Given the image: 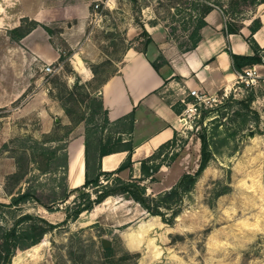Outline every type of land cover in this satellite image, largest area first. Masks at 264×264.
Returning <instances> with one entry per match:
<instances>
[{"label": "rangeland", "instance_id": "obj_1", "mask_svg": "<svg viewBox=\"0 0 264 264\" xmlns=\"http://www.w3.org/2000/svg\"><path fill=\"white\" fill-rule=\"evenodd\" d=\"M177 1L184 0H99L97 9L91 5L85 31L79 35L69 34L68 27L74 22L50 24L52 42L64 58L51 64L50 73L44 71V65L33 68L39 86L30 83L17 97L11 93L18 92L21 82L27 81L29 67L17 60L20 52L16 48L1 47L5 36L0 34V202L10 201L7 176L16 169L20 146H32V140L60 138L67 131L66 125L54 122L55 115L49 110L56 104L65 105L74 111L73 117L78 116L88 97L98 96L100 80L118 69L125 49L145 47L142 26L159 25L176 43L186 40L188 31L171 19V6ZM245 8L243 14L247 16L252 9ZM172 26L176 27L173 32ZM131 28H136L138 35ZM7 35L10 38L8 31ZM78 64L87 68L90 79L78 73ZM91 65H96V77ZM76 81L82 87L74 88ZM255 87L231 95L229 106L219 111L225 112L220 117L223 127H236L244 115L246 123L229 145L214 155L184 198L174 223L166 224L149 215L126 195L111 196L67 224L60 222L66 206L79 198L78 192L63 203L52 204V211L29 201L16 213L41 215L58 225L36 245L17 251L10 264H264V100L251 101L248 109L236 102L254 93ZM260 90L258 94L263 95L264 89ZM70 93L74 100H70ZM216 116L218 112L212 111L200 122V116L184 114L186 121L179 122L176 143L161 156L162 165L154 180L142 182L148 195L168 189L183 172L197 168L198 134L202 127L209 129ZM66 141L59 144L66 145ZM61 164V158L36 155L14 191L30 185L43 202L51 201L53 192H60L64 184L63 169L57 166ZM255 175L261 185L257 191L246 185ZM101 182H105L103 178ZM10 222L7 216L6 224ZM102 239L109 241L108 247L103 246Z\"/></svg>", "mask_w": 264, "mask_h": 264}, {"label": "crops", "instance_id": "obj_2", "mask_svg": "<svg viewBox=\"0 0 264 264\" xmlns=\"http://www.w3.org/2000/svg\"><path fill=\"white\" fill-rule=\"evenodd\" d=\"M99 0H0V34L5 40L1 47L16 48L20 52L18 61L29 67L27 81L23 80L14 97L22 94L30 83L39 86L34 71L39 65L53 64L58 61L60 51L52 42V37L37 26L18 41H13L7 31L20 25L22 18L35 20L48 25L55 22H74L68 27L69 34H82L85 31L91 5ZM255 18L260 27L253 33L259 53H264V2L256 5L246 19L240 33L225 32L226 17L218 8L209 11L200 29L197 45L186 51L178 48L177 43L168 38L166 28L159 25H144L151 42L144 48L130 46L125 49L116 72L111 74L97 89L104 110L111 124L103 134H115L122 140L120 150L103 155L99 159L102 171H114L128 157L124 150L130 143L131 169L118 173L123 179L138 178L141 175L140 161L151 155L162 143L170 140L179 128L178 115L173 109L179 99H189V89L214 94L223 88H229L236 79V73L246 64L236 68L230 52L240 56H251L254 49L245 37L250 34L248 25ZM138 35L136 28H131ZM68 41V39H66ZM152 63L157 65V70ZM79 74L91 78L84 65L78 64ZM257 70L263 76L264 66L256 63ZM25 67L21 69L25 72ZM32 69V70H30ZM31 71V72H30ZM264 77L254 88L256 102L264 100ZM257 89L258 92H257ZM13 98L12 100H14ZM10 100V101H12ZM54 122L70 126V118L61 106L54 105ZM132 114L130 122L122 119ZM85 125L84 122L72 126L66 141L68 189L82 186L85 181ZM111 197V196H109ZM107 197V198H109ZM106 198V199H107Z\"/></svg>", "mask_w": 264, "mask_h": 264}, {"label": "trees", "instance_id": "obj_3", "mask_svg": "<svg viewBox=\"0 0 264 264\" xmlns=\"http://www.w3.org/2000/svg\"><path fill=\"white\" fill-rule=\"evenodd\" d=\"M263 2L264 0H184L183 3L177 1L175 5L171 6L174 9L171 19L179 21L182 29L188 31L186 40L177 43L178 48L186 51L197 45L200 40V29L206 24L204 17L212 9H220L226 17V34L240 33V29L243 26L242 21L246 19V16L243 14L246 11L245 7L254 9L256 5ZM224 4L227 8L224 7ZM25 24L27 26H24ZM260 25L261 23L258 18L253 19L248 25L250 34L245 37L250 47L254 49L253 55L240 56L230 52V57L236 68H240L244 64L252 65L261 61V53H259L258 46L252 37ZM37 26H41L52 37L53 30L50 26L40 24L28 18H22L20 25L8 30V33L11 40L18 41ZM171 29L173 32L176 27L172 26ZM141 35L146 36L144 42V46L146 47L151 42V38L144 26H142ZM168 38H172V36L168 35ZM63 58L64 56L60 54L58 60L61 61ZM152 65L157 70V65L155 63H152ZM90 69L94 77H96L98 75L96 65H91ZM111 74L100 80L98 88ZM73 87L82 86L76 81ZM231 98L230 96L214 107L200 110V122L212 111H217L218 116L211 120L212 125L209 129L202 127L198 134L200 151L197 168L193 172H183L171 187L156 195H148L146 193V186L142 182L147 179L150 181L154 180L155 173L162 165L161 156L165 155L167 149L173 147L176 143V131H174V135L170 140L162 143L151 155L140 161V177L123 179L118 176V173L127 168L131 169L132 165L130 159L132 146L130 143L124 149L129 151V155L117 169L114 171H102L100 169L99 159L105 154L120 150L123 144L121 138L115 136V134H103L104 129L111 122L108 120L107 112L104 110L99 96H95V94L89 96V102L76 117L72 116L73 110L63 105L64 112L71 121V125L67 126L65 134L60 138L32 140V146L22 144L19 148V154L15 157L16 169L7 176L8 186L6 187V192L10 195V201L8 203L0 202V264H10L12 257L17 251L36 245L46 233L58 225L48 221L41 215L31 213L17 214V209L29 201H35L46 210L52 211V204L63 203L71 194L78 192L79 198L74 200L72 206H66L65 218L60 222L61 224H67L76 220L82 212L90 211L94 205L100 204L109 196L126 195L138 203L149 215L158 216L166 224L174 223V220L182 211L184 198L193 190L198 178L214 155L220 153L222 147L228 146L230 141L246 123V116L244 115L236 127H223L225 123L220 120V117L225 116V112L219 111L229 106L228 101ZM189 99H192V97ZM253 99L254 93L251 91L244 100L236 102L239 104L243 103V107L248 109L249 103ZM70 100H74L72 93H70ZM183 107V104L178 103L173 106V109L176 113H180ZM233 113H237V111L235 110ZM122 119L129 120L130 124L127 130H131L132 114ZM80 122H84L85 124V181L80 187L68 189L66 185V145H60L59 143L66 141L72 126ZM48 142H56L57 144L55 146H47L46 143ZM36 155L47 156L50 160L62 159V164L57 166L63 169L64 184L60 192H53V198L49 202H43L36 189L30 185L24 190L19 188L14 191L22 180L25 179L29 172L28 166ZM40 169L46 170L47 168ZM101 178L105 181L104 183L101 182ZM89 190H92L94 197L91 196ZM7 216L11 219L9 225L6 224ZM126 255L137 256V254H130L128 252H126Z\"/></svg>", "mask_w": 264, "mask_h": 264}, {"label": "built area", "instance_id": "obj_4", "mask_svg": "<svg viewBox=\"0 0 264 264\" xmlns=\"http://www.w3.org/2000/svg\"><path fill=\"white\" fill-rule=\"evenodd\" d=\"M93 7L97 9L99 7V2H95ZM259 64L264 66V53L262 52ZM44 71L46 73L52 72L51 64L44 65ZM262 77H264V75L262 76L259 73L255 63L247 65L238 71L233 85L229 88H223L220 92L206 94L198 92L196 89H189L187 96L192 97V99H179V102L183 104L184 107L178 115V121H186L184 114H187L188 117H199L202 107L217 105V103H221L223 100L229 98L231 95H235L240 90L251 89L259 84V80Z\"/></svg>", "mask_w": 264, "mask_h": 264}, {"label": "bare ground", "instance_id": "obj_5", "mask_svg": "<svg viewBox=\"0 0 264 264\" xmlns=\"http://www.w3.org/2000/svg\"><path fill=\"white\" fill-rule=\"evenodd\" d=\"M249 179H250V182L246 183V185L249 188L253 189L254 191L259 190L261 185H260V181L257 178V176L256 175L255 176H251Z\"/></svg>", "mask_w": 264, "mask_h": 264}, {"label": "water", "instance_id": "obj_6", "mask_svg": "<svg viewBox=\"0 0 264 264\" xmlns=\"http://www.w3.org/2000/svg\"><path fill=\"white\" fill-rule=\"evenodd\" d=\"M102 243L104 247H108L109 246V241L106 239H102Z\"/></svg>", "mask_w": 264, "mask_h": 264}]
</instances>
